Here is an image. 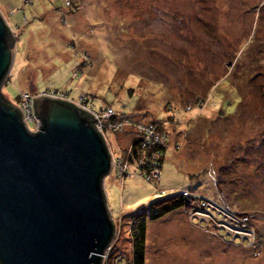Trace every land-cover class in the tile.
<instances>
[{"label": "rangeland", "instance_id": "1", "mask_svg": "<svg viewBox=\"0 0 264 264\" xmlns=\"http://www.w3.org/2000/svg\"><path fill=\"white\" fill-rule=\"evenodd\" d=\"M0 12L15 37L11 104L53 89L126 114L104 128L103 264H133L132 215L182 192L209 205L148 221L145 264H264V0H0ZM154 120L160 177L120 162L132 174L115 178V156Z\"/></svg>", "mask_w": 264, "mask_h": 264}, {"label": "water", "instance_id": "2", "mask_svg": "<svg viewBox=\"0 0 264 264\" xmlns=\"http://www.w3.org/2000/svg\"><path fill=\"white\" fill-rule=\"evenodd\" d=\"M13 40L0 14V90ZM64 103L35 99L34 133L0 103V264H102L112 239L102 180L110 157L96 119Z\"/></svg>", "mask_w": 264, "mask_h": 264}, {"label": "trees", "instance_id": "3", "mask_svg": "<svg viewBox=\"0 0 264 264\" xmlns=\"http://www.w3.org/2000/svg\"><path fill=\"white\" fill-rule=\"evenodd\" d=\"M8 32L12 38V35H11V32L9 31V29H8ZM81 65H85V63H82ZM81 70H82V68H81ZM55 91L65 93L69 99H72V98H70L69 94L65 91H58V90L49 89V90H45V91L44 90L38 91V93H42V92H45V93L51 92L52 93ZM84 99H87V98L84 97ZM0 103L3 105H6L8 107H14L13 104H11L10 101H8L5 98V96L2 94L1 91H0ZM64 104H67V105L73 107V105H71L70 103L65 102ZM98 110H100V108ZM112 112L114 113V116L110 119L111 121H116L115 116H119L122 118L126 117L125 116L126 114H124L123 112H121V113L116 112L118 115L117 114L115 115L114 111H112ZM84 116L86 118L90 119L86 115H84ZM157 122H158V120H154V121H151L150 123H148V125L155 126V133L164 135L166 137V131L160 129ZM92 126H93V123H92ZM144 136H146V135L145 134L142 135L139 133L133 134L128 149L124 151V153L122 154L121 157L118 158L115 156L114 162L116 163L118 160L123 165H129V167H132V170L134 171V175L139 173L140 175L145 177V179L148 182L151 183V181L153 182V179L148 178V176H150V173L152 171H156V173L160 177V173L158 170L160 168V164H161L163 157H164L163 155L165 152V148L163 147V145H160L158 143L146 145ZM104 138L105 139H103L101 137V139H102V141L106 147V150L108 152V155H109V157H111L109 150L107 149L108 147L106 144V141H107L106 135L104 136ZM150 162H154V166H152L151 168L149 167ZM123 165L120 166V168H122V173H119V170H118L119 167H118L117 170L115 171V174H114L115 178H117L119 180H122L125 177H131V174H132V173H128L126 166L124 167ZM107 175L102 176L103 187H104V180H105V177ZM156 183L157 182H154L153 184L155 185ZM196 202L201 204L203 202H209V201L203 200L199 197L193 198V197L189 196L188 194L182 192L179 195L171 196L169 198L160 199V200L152 202L149 205V209L148 210L144 209L143 212H145V214H143V215L141 214V216L140 215L138 216L137 214L132 215L134 217L133 221H132V225H131L132 226V235H133V264H145V237H146V225H147L148 221L154 222L157 220H161L164 217H166L170 214L176 213L178 211H187L188 209H190L192 207V204H193V206H195ZM107 208L110 212V209L108 206H107ZM233 216H235V215H233ZM248 217L249 216L247 214H241L240 215V219L245 218L246 220H249ZM234 218L239 220V216L234 217ZM111 219H113V218H111ZM222 232L224 233V230ZM222 232H219L218 234H220ZM223 233L221 235H223ZM114 234H115V228H114V233H113L112 239L110 240V242L108 244V247H109V245H111V243L114 239ZM224 235H227V233H225ZM101 263L103 264V262H101Z\"/></svg>", "mask_w": 264, "mask_h": 264}, {"label": "built area", "instance_id": "4", "mask_svg": "<svg viewBox=\"0 0 264 264\" xmlns=\"http://www.w3.org/2000/svg\"><path fill=\"white\" fill-rule=\"evenodd\" d=\"M6 25L9 31L11 32L12 39L15 38L12 34L11 26L8 25L7 23ZM39 97H49L52 99H57V100H61L64 102H68L71 105L86 111L88 114H90L93 117V119H96V121L92 123L94 124L96 130L99 132L100 136L103 139H105L104 136L108 132L106 130L107 132L105 133L104 128H108L114 131H119L122 128L121 124L118 125L116 121L110 120L114 116V113L112 112L111 109H108L107 111L105 110L97 111L90 105L87 99L79 98L78 100H72V99H69L65 93L55 91L52 93L51 92L49 93L42 92V93H37V94L35 93V95H32L31 93L29 94L25 93L19 96L17 102L13 104V106L20 111L21 116H22L21 120L24 122L26 130L30 133H34L40 130L39 126H41V121L39 118L36 117L34 113V108H33V101ZM138 130H139V134L146 135L144 136L145 144H148L149 142L151 144H155V143L163 144V142L166 140V137L164 135L155 133V126L147 124V125L141 126V128H138ZM148 137H150L151 139H149ZM115 164H119L121 166V163L118 160ZM120 166H118L119 167L118 170H119V173H122V168H120ZM148 178H150V176H148ZM206 205H209V204L207 202L201 203L202 208H204ZM206 210H209L208 207H206ZM240 220L246 221L245 218H241Z\"/></svg>", "mask_w": 264, "mask_h": 264}, {"label": "crops", "instance_id": "5", "mask_svg": "<svg viewBox=\"0 0 264 264\" xmlns=\"http://www.w3.org/2000/svg\"><path fill=\"white\" fill-rule=\"evenodd\" d=\"M1 13V12H0ZM5 19V18H4ZM8 20H9V18H8ZM10 23V22H9ZM3 94V93H2ZM4 95V94H3ZM5 96V95H4ZM5 98L8 100V98L5 96ZM9 101V100H8Z\"/></svg>", "mask_w": 264, "mask_h": 264}]
</instances>
